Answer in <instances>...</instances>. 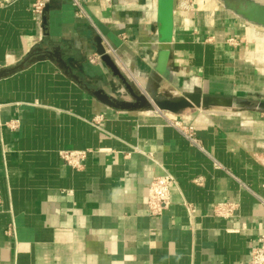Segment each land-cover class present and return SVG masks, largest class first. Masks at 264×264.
<instances>
[{
    "label": "crops",
    "instance_id": "obj_1",
    "mask_svg": "<svg viewBox=\"0 0 264 264\" xmlns=\"http://www.w3.org/2000/svg\"><path fill=\"white\" fill-rule=\"evenodd\" d=\"M77 1L49 0L40 18L34 0L0 6V72L39 47H60L71 70L36 59L0 78V264H247L264 235V111L109 106L93 90L130 96L95 39L146 96L264 101V28L221 0H174L166 78L155 70L158 0ZM170 120L192 126L198 145ZM64 149L90 152L74 168ZM164 174L171 202L153 216L148 186ZM222 202L238 205L234 216L214 213Z\"/></svg>",
    "mask_w": 264,
    "mask_h": 264
},
{
    "label": "water",
    "instance_id": "obj_2",
    "mask_svg": "<svg viewBox=\"0 0 264 264\" xmlns=\"http://www.w3.org/2000/svg\"><path fill=\"white\" fill-rule=\"evenodd\" d=\"M226 9L232 11L241 19L264 28V3L257 0H221ZM173 11L174 0H158L157 22L160 46L157 56L155 70L162 76L169 78L168 62L170 58L171 39L173 35ZM97 53L102 61L110 68L112 73L117 76L125 85L129 92L130 99H119L108 93L102 88L93 90V94L101 102L122 110H142L156 108L173 114H179L186 109L194 107H217L228 109H257L264 111V101L244 97H225V96H202L200 93H185L180 96H161L150 93L149 96L141 93L129 82L122 73L115 60L105 51L99 38L95 39ZM40 53V54H39ZM50 58L57 61L59 66L71 72L70 67L63 60L60 47L36 48L28 58L18 66L0 72V78L8 73L22 68L27 62L36 59ZM76 78V77H75ZM77 79V78H76Z\"/></svg>",
    "mask_w": 264,
    "mask_h": 264
},
{
    "label": "built area",
    "instance_id": "obj_3",
    "mask_svg": "<svg viewBox=\"0 0 264 264\" xmlns=\"http://www.w3.org/2000/svg\"><path fill=\"white\" fill-rule=\"evenodd\" d=\"M17 0H0V6L1 5H8ZM49 0H34V2L31 5V12L37 16L41 17L44 13V9L47 5ZM75 4L79 5V2L77 0H74ZM179 2L182 4L184 8L190 9L194 5V0H179ZM80 6V5H79ZM82 8L80 7V10ZM83 14V11L81 10V13ZM228 42L231 45H236L237 40L235 38H230ZM108 53H113L115 50H113L111 47H108V50H106ZM100 56L94 55L90 57V62L97 63L99 62ZM103 122L102 116H95L93 118V123L97 127H101ZM170 123L173 125H176L178 129L182 132V134L190 140L193 144L198 145V140L195 137L194 128L192 126H186V125H178L177 122H173L170 120ZM9 126L11 128H17L18 127V121H11L9 122ZM90 152L89 149H64L59 152L61 159L68 165L74 167V168H81L84 165V162L88 156V153ZM173 182V176L171 174H164L160 176H155L147 190V196H146V204L148 211L153 216H159L164 213V211L168 208L171 202L170 197V186ZM0 204H1V196H0ZM190 211H193V208L191 205L187 206ZM238 208V205L234 202H222L218 203L214 206V213L217 216L220 217H232L235 215L236 210ZM12 228H9L7 232H10ZM247 264H264V235L260 238V243L253 247L251 250V256Z\"/></svg>",
    "mask_w": 264,
    "mask_h": 264
},
{
    "label": "rangeland",
    "instance_id": "obj_4",
    "mask_svg": "<svg viewBox=\"0 0 264 264\" xmlns=\"http://www.w3.org/2000/svg\"><path fill=\"white\" fill-rule=\"evenodd\" d=\"M252 97V96H251Z\"/></svg>",
    "mask_w": 264,
    "mask_h": 264
}]
</instances>
